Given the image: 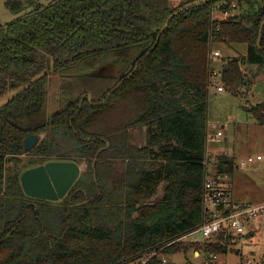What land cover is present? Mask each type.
Returning <instances> with one entry per match:
<instances>
[{"label": "trees", "instance_id": "1", "mask_svg": "<svg viewBox=\"0 0 264 264\" xmlns=\"http://www.w3.org/2000/svg\"><path fill=\"white\" fill-rule=\"evenodd\" d=\"M234 1L239 12L213 18ZM30 5L0 26V93L45 71L0 107V264H132L152 250L149 264H163L162 255L192 247L227 253L232 235L178 237L204 220L212 44H246L221 68L224 88L237 93L244 66L264 68V0H6L13 12ZM49 73L59 82L51 113ZM249 109L264 124V101ZM138 125L146 144L133 140ZM30 134L39 140L27 150ZM23 153L32 166L70 159L88 168L63 198H35L19 181ZM217 158L216 170L232 174L234 157ZM116 159L124 161L117 179Z\"/></svg>", "mask_w": 264, "mask_h": 264}, {"label": "rangeland", "instance_id": "2", "mask_svg": "<svg viewBox=\"0 0 264 264\" xmlns=\"http://www.w3.org/2000/svg\"><path fill=\"white\" fill-rule=\"evenodd\" d=\"M165 1L170 7H174L184 0ZM244 7L246 6L243 5L242 8ZM231 12L235 11L232 10ZM214 15L221 17L217 10L214 11ZM245 46V43L214 42L212 44V49H217L220 52V56L213 58L211 62L218 72L217 79L221 78L222 63L245 54ZM118 63H115L116 68L119 67ZM244 68L247 74V82L239 87L237 93L226 88L218 90L217 87L213 86L209 89L208 120L223 130V135L220 136L218 141H210V147L213 149L210 148V151L211 153H217L224 147L227 154L229 153L234 157L236 167L225 180L231 198L238 201L258 203L264 202V124L257 121L249 108L250 103L264 99V84L258 82L250 91L251 82L249 80L258 76L262 68H258L257 65L254 68L246 65ZM55 78L54 74H48L50 107L48 113H51L58 105V80ZM223 87H225L224 83ZM243 106H249V108L246 109ZM145 127L144 125H138L133 130V140L138 144H146ZM258 153L262 155L261 159L256 158ZM248 156H252L253 160H247L246 164L241 165V161L246 160ZM115 162L112 170L114 172L113 176L117 179L120 175L117 167L122 165L124 161L116 159ZM32 163L31 154L23 153L20 155V161L16 166L23 170L28 166H32ZM79 164L81 165V171L88 168L85 162ZM6 165H14V162L7 160ZM161 189L162 187L159 186L155 197L160 194ZM118 200H122V196H119ZM252 226L255 228L253 234L249 235L246 232L240 239L233 241V243L230 242L229 248L231 249L227 254L231 259V263L235 258L234 256L246 255L251 257L256 264H264V212L257 217ZM179 240H201V234L200 232H194L186 237H181ZM232 244L234 247H232ZM193 248H190L187 252L162 255V258L165 259L163 264H204L201 252ZM244 257H241L240 260Z\"/></svg>", "mask_w": 264, "mask_h": 264}, {"label": "built area", "instance_id": "3", "mask_svg": "<svg viewBox=\"0 0 264 264\" xmlns=\"http://www.w3.org/2000/svg\"><path fill=\"white\" fill-rule=\"evenodd\" d=\"M217 10L221 14V17L214 15V11ZM234 10L238 11L236 2L230 3V9H213V18H226ZM220 52L217 49H211L209 53L210 64L213 58L219 57ZM217 70L211 64V74L209 80L210 87H217L218 90H222L223 81L222 78L217 79ZM223 135V130L217 127L215 123L207 122V135H206V155H205V166L206 175L203 181L202 191V211L204 215L203 223L197 228L183 234L178 237L180 239L183 236H188L194 232H200L201 240L203 243L216 241L218 236H229L233 234L246 233L250 230L253 222L256 221L257 217L264 212V202L251 203V202H238L231 198L230 191L227 188L225 180L228 178V173L218 172V158L217 155L220 153L227 154L226 148H221L217 153H211L210 141H218L220 136ZM42 136V134H41ZM211 150H213L211 148ZM213 155H211V154ZM257 159H261L262 155L257 154ZM248 161H252L253 157L248 156L246 160H242L241 165H244ZM158 250H152L147 253H143L136 261L132 264H149L153 256L158 255ZM217 258V254L208 253L203 254V259ZM162 258V257H161ZM165 259L162 258V261ZM236 264H256L255 261L246 256L238 261Z\"/></svg>", "mask_w": 264, "mask_h": 264}, {"label": "water", "instance_id": "4", "mask_svg": "<svg viewBox=\"0 0 264 264\" xmlns=\"http://www.w3.org/2000/svg\"><path fill=\"white\" fill-rule=\"evenodd\" d=\"M52 1L53 0H39V5L45 6ZM34 9L35 5H30L19 11L13 12L6 6V0H0V26H5L9 22L30 13ZM173 13L169 17H171ZM165 25L166 22L163 27ZM44 73V70L38 72L31 78L30 82ZM28 83L12 89L4 95H0V107L12 99L19 91L23 90ZM243 107L246 109L249 108V106ZM38 140L39 137L37 134L28 135L24 140L25 149H31ZM80 172L81 165L75 160L50 159L23 169L19 175V181L24 193L28 196L58 200L65 196L69 188L80 175Z\"/></svg>", "mask_w": 264, "mask_h": 264}, {"label": "crops", "instance_id": "5", "mask_svg": "<svg viewBox=\"0 0 264 264\" xmlns=\"http://www.w3.org/2000/svg\"><path fill=\"white\" fill-rule=\"evenodd\" d=\"M246 46H245V52H246ZM251 68H254L255 67V65L256 64H248ZM258 67V66H257ZM56 76V78L55 79H57L58 80V77H57V75H55L54 74V77ZM250 85H251V87H250V91H252V89H253V87L255 86V84L256 83H258V82H260V83H262V84H264V68H262L261 69V71L258 73V76H256L255 78H252L251 80H250ZM58 84H59V82H58ZM249 85V86H250ZM49 91V82L47 83V92ZM249 91V92H250ZM264 101V99L262 100V101H257V102H254V103H250V104H255V103H260V102H263ZM50 109V107H49V98L47 99V111ZM229 154V153H228ZM258 154H260V153H258ZM226 182V181H225ZM231 196V195H230ZM235 201H238V200H235ZM238 202H248V201H238ZM254 226V225H253ZM252 225H251V227H250V230L249 231H247L248 232V234L249 235H251V234H253L254 233V230H255V228L253 227ZM245 234V232L244 233H241V234H237V235H232V240H231V243H233V241H236V240H238V239H240L243 235ZM232 247H234V245L232 244ZM231 249V248H230ZM244 256H246V255H240V256H234L235 258L233 259V261H232V263H231V259H230V257L228 256V254L227 253H225V254H218V256H217V264H236L239 260H240V258L241 257H244ZM221 257H222V259H221Z\"/></svg>", "mask_w": 264, "mask_h": 264}, {"label": "flooded vegetation", "instance_id": "6", "mask_svg": "<svg viewBox=\"0 0 264 264\" xmlns=\"http://www.w3.org/2000/svg\"><path fill=\"white\" fill-rule=\"evenodd\" d=\"M53 1H54V0H53ZM36 2L39 4V0H36ZM19 86H21V83H20L19 85H17V86H12V85L10 84V82H8V83L4 86V88H2V92L0 93V95H4V94L8 93L9 91H11L12 89L17 88V87H19Z\"/></svg>", "mask_w": 264, "mask_h": 264}]
</instances>
